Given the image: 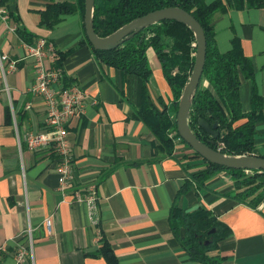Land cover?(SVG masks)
Instances as JSON below:
<instances>
[{
	"label": "crops",
	"instance_id": "0c3cea01",
	"mask_svg": "<svg viewBox=\"0 0 264 264\" xmlns=\"http://www.w3.org/2000/svg\"><path fill=\"white\" fill-rule=\"evenodd\" d=\"M50 1L56 0H6L9 17L0 20V55L15 61L5 81L0 73V89L4 84L8 88L7 93L0 90V244L7 246L0 264H14L16 244L25 245L28 237L31 252L21 264H106L87 255L100 237L118 264H200L188 259L169 228L173 204L186 211L205 208L229 228L217 249L208 252L224 256L221 264H264V205L250 208L230 198L232 184L225 171L196 186L188 175L202 168L201 161L188 159L192 151L180 142L170 156L158 157L151 133L132 117L140 105V79L122 76L94 57L81 43L83 23L77 14L62 16L51 29L39 26V11ZM211 24L219 52L229 49L233 36L240 40L264 107V9H229L215 13ZM17 29L30 33L32 42L43 37L55 52L65 53L59 85L75 84L85 95L83 113L67 127L73 187L65 192L56 189L52 149L31 151L21 138L26 131L43 130L45 110L30 90L32 58ZM146 59L147 99L160 108L169 102L170 91L150 48ZM249 88V81L241 78L242 111L249 108ZM252 153L264 156V121L255 123ZM133 161L138 162L129 164ZM184 181L190 184L179 193ZM88 183L96 192L93 220L84 204L72 201L71 190ZM45 218L50 220L48 232Z\"/></svg>",
	"mask_w": 264,
	"mask_h": 264
},
{
	"label": "trees",
	"instance_id": "16d2710c",
	"mask_svg": "<svg viewBox=\"0 0 264 264\" xmlns=\"http://www.w3.org/2000/svg\"><path fill=\"white\" fill-rule=\"evenodd\" d=\"M5 1L1 0L2 3ZM164 7H178L190 14L200 25L205 39L204 63L188 110L189 129L199 141L226 155L254 154L255 123L264 121V107L253 80L252 64L250 58L244 55L236 36L230 39V47L226 51L216 49L211 21L215 13H225L229 9H264V0H93L92 28L98 37H104L134 18ZM72 13L82 21L83 0L50 1L39 11L38 25L51 29L62 16ZM16 33L27 44L32 43L27 31L17 29ZM81 43L90 47L100 63L118 70L122 76L133 75L140 79V105L133 111L132 117L142 122L151 133L154 153L158 157L170 156L176 139L189 148L178 137L174 120L178 99L194 59V38L186 25L175 20H161L123 38L108 50L93 49L85 34ZM148 48L160 64L162 77L171 95L169 102L160 108L152 106L146 95L145 83L150 76L146 59ZM55 53L54 65L60 68L65 53ZM241 78L250 83L247 111H242L238 97ZM8 113L5 110L7 119ZM198 119L208 125L215 123L218 135L211 138L198 126ZM187 158L201 161L202 168L188 175L196 186H201L213 174L225 171L232 184L228 194L230 198L250 208H256L260 203L264 205V171L228 169L206 162L193 151ZM189 184L184 181L178 192H183ZM169 228L189 260L200 264H221L225 259L208 252L216 250L217 242L228 236L230 230L205 208L186 211L173 204L169 210ZM211 229L213 231L209 232ZM87 255L100 257L106 264H118L104 237H100L96 249Z\"/></svg>",
	"mask_w": 264,
	"mask_h": 264
},
{
	"label": "built area",
	"instance_id": "2783aa9c",
	"mask_svg": "<svg viewBox=\"0 0 264 264\" xmlns=\"http://www.w3.org/2000/svg\"><path fill=\"white\" fill-rule=\"evenodd\" d=\"M9 14L5 4L0 0V20L8 19ZM10 29H13L10 27ZM27 56L32 58L34 82L30 86L31 92L43 103L45 110L44 128L41 131H26L21 135L27 149L37 151L45 147L52 149L55 156L54 171L56 174V189L65 192L73 187L72 183V155L70 143L67 139V127L70 121L83 113L85 95L75 84L60 86L61 71L54 65L56 53L52 44L43 37L26 44ZM15 70V61L0 55V73L3 81L5 75ZM8 92L6 84L0 89ZM177 141V139H176ZM72 201L85 205L87 214L93 220L96 211V192L93 184L71 190ZM262 206V203L258 205ZM43 226L48 232L49 218L43 220ZM31 239L28 237L25 245L16 244L13 251L14 264H21L30 255ZM7 246L0 244V254L6 252Z\"/></svg>",
	"mask_w": 264,
	"mask_h": 264
},
{
	"label": "water",
	"instance_id": "95a60500",
	"mask_svg": "<svg viewBox=\"0 0 264 264\" xmlns=\"http://www.w3.org/2000/svg\"><path fill=\"white\" fill-rule=\"evenodd\" d=\"M92 5L93 0H83L82 23L86 40L90 46L96 50L111 49L118 45L123 38L161 20H175L186 25L193 35L195 51L192 68L187 81L182 88L175 113V129L178 137L183 140L191 151L197 153L206 162L220 165L228 169L240 168L247 172L255 169L264 171V156L254 154L226 155L199 141L187 125L190 101L196 87L198 86L205 57V39L203 31L197 21L190 14L178 7H164L132 19L107 36L98 37L93 31L91 23ZM197 124L209 136H211V138H215L218 135L215 123L208 125L204 120L198 119ZM210 142H212V140H210ZM212 231L213 230L211 229L209 232ZM206 243L207 242L205 241V244Z\"/></svg>",
	"mask_w": 264,
	"mask_h": 264
},
{
	"label": "rangeland",
	"instance_id": "374dc122",
	"mask_svg": "<svg viewBox=\"0 0 264 264\" xmlns=\"http://www.w3.org/2000/svg\"><path fill=\"white\" fill-rule=\"evenodd\" d=\"M176 141V140H175Z\"/></svg>",
	"mask_w": 264,
	"mask_h": 264
}]
</instances>
